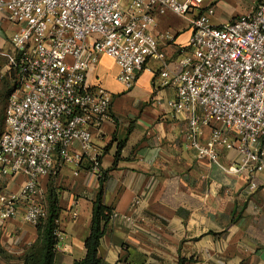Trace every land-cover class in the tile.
Segmentation results:
<instances>
[{
    "label": "built area",
    "instance_id": "obj_1",
    "mask_svg": "<svg viewBox=\"0 0 264 264\" xmlns=\"http://www.w3.org/2000/svg\"><path fill=\"white\" fill-rule=\"evenodd\" d=\"M242 1L243 14L212 25L210 8L199 13L203 0H0V21L16 29L7 50L0 49V83L10 72L17 85L3 116L0 182L25 177L16 195L0 197V220L18 201L25 203V224L45 216L38 181L54 170L57 151L74 168L87 159L100 178L92 132L108 120L110 97L86 83L99 56L113 61L126 90L148 59L159 62L158 85L173 88L167 107L187 118L189 146L213 165L222 149L235 151L227 171L245 173L255 191V175L264 172V0ZM166 13L186 19L191 31L178 50L177 72L160 50L174 35L152 32ZM118 216L112 212L110 220Z\"/></svg>",
    "mask_w": 264,
    "mask_h": 264
},
{
    "label": "crops",
    "instance_id": "obj_2",
    "mask_svg": "<svg viewBox=\"0 0 264 264\" xmlns=\"http://www.w3.org/2000/svg\"><path fill=\"white\" fill-rule=\"evenodd\" d=\"M230 1L203 0L199 13L210 8L209 22L220 25L225 16L231 20L246 11L237 13ZM156 19L154 35H174L160 50L168 69L177 72L178 50L191 36L188 22L171 13ZM15 30L0 21V49ZM158 71L159 62L148 59L128 90L104 56L86 74L89 87L110 97L108 120L92 132V151L100 154L98 172L106 175L103 204L119 215L110 220L97 256L105 264H178L179 258L191 264H264V172L255 175L257 187L250 191L245 173L227 171L237 161L235 151L222 149L218 165L200 159L189 146L187 118L167 107L175 93L158 85ZM207 137L205 129L199 141ZM76 153V147L69 151ZM53 159L54 170L38 187L43 196L54 190L58 199L55 264H73L85 255L99 178L87 159L78 168L64 163L58 152ZM24 181L12 176L0 197L16 195ZM24 207L14 203L13 215L0 220V264H21L23 248L36 239L34 226L22 221Z\"/></svg>",
    "mask_w": 264,
    "mask_h": 264
},
{
    "label": "trees",
    "instance_id": "obj_3",
    "mask_svg": "<svg viewBox=\"0 0 264 264\" xmlns=\"http://www.w3.org/2000/svg\"><path fill=\"white\" fill-rule=\"evenodd\" d=\"M17 89L14 75L6 73L0 83V107L5 105L8 97ZM2 102V103H1ZM2 112L0 111V117ZM3 130V119H0V134ZM58 152V151H57ZM106 175L101 174L99 188L92 201L91 223L87 238L84 241L85 255L82 260L73 264H105L98 256L97 249L101 238L104 236L110 222L112 210L103 204V183ZM4 185L0 182V193ZM42 207L45 216L34 226L36 232L35 241L23 248L18 260L21 264H55L58 258L56 246L58 238V199L55 191L48 189L43 196ZM192 260L179 258L178 264H191Z\"/></svg>",
    "mask_w": 264,
    "mask_h": 264
},
{
    "label": "rangeland",
    "instance_id": "obj_4",
    "mask_svg": "<svg viewBox=\"0 0 264 264\" xmlns=\"http://www.w3.org/2000/svg\"><path fill=\"white\" fill-rule=\"evenodd\" d=\"M230 2L234 3L233 4V8L236 10L237 13H240L242 11V9L244 10L245 7H247V4L245 2H243L242 0H232ZM224 18H225V19H223L224 23H222V24H225V23H227L230 20V18H228L227 16H225ZM7 48L8 47H6V49H4V50H7ZM5 108H6V104L5 105L3 104V106L0 107V111L2 112L0 119L1 118L3 119ZM10 179H11V177H10ZM10 179L8 181H6L3 185L4 186L7 185V183L10 182Z\"/></svg>",
    "mask_w": 264,
    "mask_h": 264
}]
</instances>
